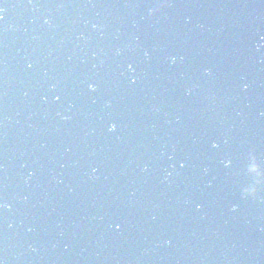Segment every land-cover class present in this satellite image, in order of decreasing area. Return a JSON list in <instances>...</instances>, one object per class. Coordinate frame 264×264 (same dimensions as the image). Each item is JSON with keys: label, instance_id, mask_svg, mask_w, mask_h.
Here are the masks:
<instances>
[{"label": "water", "instance_id": "95a60500", "mask_svg": "<svg viewBox=\"0 0 264 264\" xmlns=\"http://www.w3.org/2000/svg\"><path fill=\"white\" fill-rule=\"evenodd\" d=\"M1 78L8 95L2 114L23 106L16 116L18 130L30 133L53 124L45 131L54 133L53 142L36 136L30 157L12 170L19 202L37 198L33 210L41 208L48 216L27 210L12 233L25 240L70 241L71 259L45 251L51 261L264 264L263 168L219 148ZM4 145L0 139V150ZM13 152L4 151L2 159ZM42 152L49 154L45 164L34 159Z\"/></svg>", "mask_w": 264, "mask_h": 264}]
</instances>
